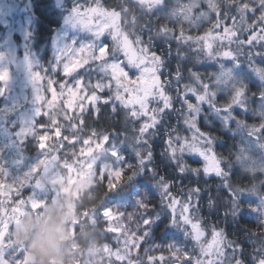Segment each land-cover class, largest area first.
Instances as JSON below:
<instances>
[{
	"label": "trees",
	"instance_id": "obj_1",
	"mask_svg": "<svg viewBox=\"0 0 264 264\" xmlns=\"http://www.w3.org/2000/svg\"><path fill=\"white\" fill-rule=\"evenodd\" d=\"M26 1L30 3L35 32L25 39L14 36L11 39L13 52L24 43L30 54L38 59L36 71L62 81L59 71L53 73L56 61L52 45L56 32L63 25V7L67 5H59L56 0ZM128 1L101 0L102 4L117 6ZM130 1H133L130 5L134 4V0ZM155 19L143 20L139 15L137 24L130 27L135 28L151 53L159 57L158 75L168 84L166 94L171 101L170 107L164 111L156 108L158 122L143 135L140 130L144 120L133 117L131 109L120 103L100 104L98 115L96 109H89L81 137L86 138L93 131L109 136L106 151L96 157L89 170L91 174L84 175L82 190L68 199L59 195L54 202L47 190L37 188L41 170L34 172L33 179L28 184L24 182L15 193L7 196L6 201L0 198V222L3 224L0 264H127L123 244L117 243V238L125 232H110L107 228L120 227L140 235L144 230L137 226L145 215L152 223L142 236L140 249L128 257L133 260L132 264H149L147 257L161 255L165 257L163 264H172L169 250L173 247L191 255L192 264H195L200 251L190 225L182 220L174 223L177 214L170 208L171 196L193 206V219L201 225L207 239L214 233L221 234L225 243L221 264L264 262V176L252 173L253 163L248 171L239 166V150L248 147H245L244 138L255 125L264 122V104L257 105L261 96L255 72L243 63L246 77L243 84L222 82L224 57L219 52L209 55L194 41L185 42L178 35L159 32V20ZM196 35L203 34L193 36ZM23 53L22 49L16 52L20 57ZM205 86L215 95L200 102L198 96ZM237 88L245 90L242 105H239L241 111L238 113L236 109L226 120L222 112L229 105L235 110L236 104L232 101ZM46 95L50 97V93ZM188 104L198 105L199 112L189 110ZM3 111H0V117L5 118L0 122V168L5 175L0 174V183H12L23 177L29 168L47 156L56 155L60 163L63 162L68 148L55 149L57 142L44 152L32 141L16 142L11 128L13 117ZM252 116L256 120H252ZM45 119L48 117L41 116L38 126L48 124ZM60 119L62 125L67 124L62 117ZM191 120L195 121V127L190 125ZM198 132L211 141L207 147L217 156L223 175L206 173V162L198 153L173 154L170 150L169 141L182 144L185 139L191 141ZM81 146L78 141L76 150ZM112 151L119 153V160L113 159ZM66 158L71 163L70 154ZM51 164L54 171L58 163L49 161L48 165ZM111 169H122L131 179L108 192V178L103 181L102 177L105 170ZM164 185H169L168 192L163 191ZM28 196L30 200L44 201L46 214L42 218L26 216ZM141 203L148 205L146 213ZM106 210L122 215L108 220L103 216ZM16 215L20 219H16ZM117 250L121 251L120 258Z\"/></svg>",
	"mask_w": 264,
	"mask_h": 264
},
{
	"label": "snow or ice",
	"instance_id": "obj_2",
	"mask_svg": "<svg viewBox=\"0 0 264 264\" xmlns=\"http://www.w3.org/2000/svg\"><path fill=\"white\" fill-rule=\"evenodd\" d=\"M203 2L207 3L212 13H215V22L204 31L203 35H186L182 25L178 34L175 29L165 28V30L175 32L179 39L185 42L189 40L196 42L209 55L219 52L223 57L232 59H235V53L232 50L233 44L238 43L245 47L254 48L258 43L264 42V14L260 15L257 21L248 23L247 34L243 39L240 38L241 25L244 24L242 13L252 11L255 7L251 0H227L232 7L240 10L227 19H225L226 13L224 11L226 0H203ZM164 3L165 0H134L132 5L127 3L117 6L116 4H101L99 0H94V6L83 4L74 8L73 14L68 18V23H71L73 27H79L91 33L96 41L101 40L107 34L114 43L112 46L96 43L79 48L74 45L65 46L59 52V63L57 65V71H62L63 76L66 78L63 81H57L41 72H31L32 66L29 64L32 82L37 89V102L39 104L37 114L48 117L49 123L39 126L33 123L31 127L23 130L20 135L22 137L36 136L38 146L43 152L45 149L53 147L48 144V141L53 139V134L58 139L55 149L65 148L64 142L66 141L70 146L66 152V157L70 154L71 158V163L68 158L63 160V165L67 168L80 162L94 163L98 154L106 151L109 136H100L93 131L86 138L81 137L86 124V112L89 109L96 108V114L98 115L101 103L111 104L113 101H119L123 107L131 109L133 117L146 118V122L140 130L141 135L146 134L154 127L158 122L157 110L151 107V101L154 99L161 100L165 109L170 107L171 101L166 94L164 82L158 75L161 64L159 57L151 53V48L146 46L135 28H131L130 25L137 24L141 13H151ZM200 3L201 0H192L191 3L181 4L175 11V15L182 17L185 21H193L192 10L198 8ZM205 15L207 14L200 12L197 18ZM218 45L221 47L218 48ZM5 58L3 54H0V62L4 61ZM93 64L99 66L103 73V77L95 84H91L88 80L81 79V75H77L81 69L87 70ZM259 74L264 78V71H260ZM226 75L230 77V73ZM9 79L8 69H0V82L6 85ZM4 90H0V94ZM105 92L108 95H101ZM46 93H50V97ZM244 94L245 90L243 88H237L232 104L241 103ZM214 95L205 86V90L198 96V100L204 102L210 97H214ZM108 96H111L112 99H109ZM188 108L194 112L199 111L198 105L188 104ZM230 109L231 105L224 110L230 111ZM69 113H72V115ZM61 117L63 121L67 122V127L71 128V135L63 134ZM189 123L192 127H195L194 120L189 121ZM45 129H50V131L45 132ZM78 141L82 146L77 151L75 145ZM210 143L211 141L207 137L198 132L191 141L185 139L182 144L169 141V148L173 154L184 151L198 153L206 161L204 169L206 173L223 175V169L217 156L210 147H207ZM110 155L115 160L120 159L119 153L116 151H112ZM82 157L83 159H81ZM49 161L60 163L56 155L47 156L33 171L39 172ZM143 163L144 161L141 160V164ZM0 174L5 175L2 168H0ZM29 175H32V173H29ZM99 175L101 176L100 172ZM132 175H135V172ZM106 177L108 178L106 183V191L108 192L119 188L126 179H131V176H126L122 169L105 170L102 177L103 181ZM0 186L4 187L2 184ZM168 190L169 185H164L163 191L168 192ZM141 207L145 209L146 213L148 205L141 203ZM170 208L174 214H177L174 223L177 220H182L184 224L190 225L192 233L204 253L203 259H197L195 264H218V260L212 259V255L221 248V234L214 233L210 240L206 239V234L201 225L193 219L194 208L191 204L171 196ZM118 215L122 214H114L111 210L103 212V216L107 217L108 220H114ZM151 223L152 221L145 215L137 226L144 230L140 235H136L135 232H128L120 227L107 228L110 232H116L117 230L125 232L124 236L117 238V243L122 242L123 244V256L127 257V264H132L133 260L128 259V257L133 251L140 249L143 243L142 236L146 234V230ZM2 228L3 224L0 222V230ZM2 242L5 244V238ZM169 252L172 264H192L193 258L191 255H187L174 247ZM116 253L120 258L121 251L117 250ZM147 260L149 264H163L165 257L163 255L159 257L151 256L147 257Z\"/></svg>",
	"mask_w": 264,
	"mask_h": 264
},
{
	"label": "rangeland",
	"instance_id": "obj_3",
	"mask_svg": "<svg viewBox=\"0 0 264 264\" xmlns=\"http://www.w3.org/2000/svg\"><path fill=\"white\" fill-rule=\"evenodd\" d=\"M56 1L59 5H62V3H64V5L66 4L67 6L63 7V25L61 26L60 30L56 32V36L52 45L56 61V65L53 69L54 74L56 73L55 71H57V65L59 63V52L60 50L65 48V46L74 45L76 48H79L91 43L112 46L114 43L111 37L107 34H105L101 38V40L96 41L95 37L91 33L84 31L79 27H73L71 23H68V18L73 14L74 8H76L78 5L83 4H85V6H94V0ZM99 2L102 4L101 0H99ZM31 14L32 10L30 9L29 1L0 0V54H3L6 57L4 61L0 62V69L7 68L10 73V79L6 85L0 82V90L6 89L3 91L2 94H0V111L4 110V114H7L8 117H13L11 118V128H13V135L15 137L16 142L24 143V141L28 140L32 141L38 146V139L36 138V136L22 137L20 135L23 130L31 127L33 123L38 126L37 121L41 117L37 114V110L39 108V104L37 102V89L36 86L33 84L31 77V72H37L36 69L39 66L38 59L37 57L34 58L32 53L30 54L29 49H27L28 46L24 43L22 44V46L17 48L16 52L19 53L22 49L24 52L23 55H25V57L23 58V55L21 54V57L18 56L16 52H13L14 49L11 42V39L16 35H20L21 39H25V37L28 38V36L30 37L34 35L35 29L34 23L32 22L33 19ZM175 20L176 21H174V25H177L178 22H180L179 27L182 25L183 28H186L185 31L189 33L187 35H195V33H199L206 26L204 22H198L195 20L185 21L183 18L178 19V17H176ZM117 55H119V53H117ZM227 59L225 60L226 62ZM216 60L218 61L219 58H217ZM229 60V62H231L230 64L233 63L232 65H236L234 64L236 58H230ZM29 64H31L32 66L31 72L29 70ZM211 64L218 65L216 64V61H211ZM221 67L222 69L224 68L223 65ZM59 72L62 81L66 79L63 76L62 71ZM77 75H81V79L88 80L91 84H95L103 77V73L101 72L100 67L95 64L91 65L90 68L87 70L81 69L80 72L77 73ZM164 85L166 90V88L168 87L167 82H164ZM258 88L260 91L261 102L257 105L261 106L264 104V86L259 85ZM101 95H108V93H101ZM108 98L112 99L111 96H108ZM114 102L119 103V101ZM239 105H242V101L241 103L236 104V107L234 106L235 110L231 106L233 110L222 112V115L224 114L225 116L224 119L229 120L232 114H234V111H236V109L239 113L241 111ZM5 106L7 107V109H5ZM151 107L155 109L157 108L159 111L165 110L163 102L159 99L152 100ZM211 108L212 106H210V109ZM95 109L96 108H93V110ZM69 114L72 115V113ZM141 118L142 120H144L145 123L146 118L140 117L137 119ZM1 120H5L4 116L0 117V122ZM252 120H256V117L252 116ZM45 123H49L48 119H45ZM44 131L48 132L50 131V129H45ZM71 131L72 130L67 127L66 123L63 124L64 135L70 133ZM244 140L246 142L245 147L246 145L248 147H246V149L242 148L239 150V157L241 161V163L239 161V166H243L244 169L248 171L249 167H251L253 163L254 168L252 173H255L259 176H264V122H261V124L259 125H255L252 128V131H249L247 133V136L246 138H244ZM53 142L58 143V139L54 137V134L53 139L48 141V144L51 145ZM64 143L65 148L70 147L66 141ZM44 151H46V149ZM40 161H43V159ZM40 164L41 162L37 164L35 163L34 166L29 168V171H27L23 175V177L18 178L16 181H12V183H0L4 185V187L0 186L1 201H6L7 196L15 193V191H17L24 182L28 184L33 179V170L37 169ZM89 164H91L90 167L87 166V162H80L79 164L66 168L65 165H63V162H61L56 165L57 168H54V171L52 168V164L51 166L47 164L46 166L41 168L40 181L37 182V188L39 190H47V193H50L53 196L54 202L57 201L59 195L64 196L68 199V197L70 198L71 195H76L79 191L82 190V186L84 183V175L87 174L94 165L93 163H88V165ZM29 173H32V175H29ZM89 173L91 174V172ZM28 197L29 201L27 206L29 207V211H27L28 213L26 216H37L38 219L42 218V216L46 214V209L43 203L44 201H39L35 199L30 200V196ZM39 209H41V212H39ZM16 219H20L19 215H16ZM193 236L195 238L194 234ZM195 241L197 243L198 250L200 251L199 259L202 260L204 257V253L202 252L201 247L196 239ZM224 245V240L221 239V248L218 249L217 252L212 255V259H217L218 264H221L220 262L223 259L222 256L224 254Z\"/></svg>",
	"mask_w": 264,
	"mask_h": 264
},
{
	"label": "flooded vegetation",
	"instance_id": "obj_4",
	"mask_svg": "<svg viewBox=\"0 0 264 264\" xmlns=\"http://www.w3.org/2000/svg\"><path fill=\"white\" fill-rule=\"evenodd\" d=\"M130 2L132 3L133 1L129 0V5ZM191 2L192 0H165V3L161 7L156 8L151 13H141L140 16H142L143 20L148 19L149 17H152V19L154 20H156L155 18H157L159 20L160 26L159 32H162L164 34L172 33L174 35H177L179 32V30L177 29L179 27V22L177 25H174V21H176V17H178V19H181L182 17L175 15V11L181 6V4H188ZM251 3L255 6L254 10L247 13H242L244 24L241 25V39H243L247 34V24L257 21L259 16L264 14V0H251ZM224 11L226 13L225 19H227L228 17L237 14L240 10L232 7L226 0L224 4ZM200 12H204L207 15L197 18ZM192 16L193 21L195 20L198 22H204L206 24L204 29H202L203 31L199 32L200 34H203L202 32L211 27V24L215 22V13H212L210 11L207 3L203 2V0H201L198 8H194L192 10ZM165 28L175 30L177 29V34L175 32L166 31ZM185 33L189 34L186 31ZM232 50L235 53L236 61L234 62V64L236 65H232L233 63L230 64V58L227 59L224 57L223 71H225V73L223 72V74H225V76L221 78L222 82L243 84L246 77L243 74L242 67L243 63H246L247 65H245V67H248L252 69L253 72H255L254 75L256 84L264 85V78H262V76L259 74L260 69L262 71L264 70V42L258 43L254 48L245 47L237 43L232 45ZM226 59L227 62L225 61ZM228 72L230 73V77L226 75V73ZM259 99H261V97Z\"/></svg>",
	"mask_w": 264,
	"mask_h": 264
}]
</instances>
